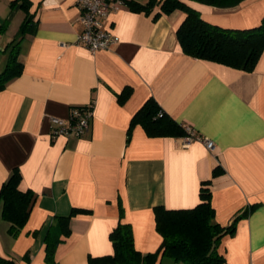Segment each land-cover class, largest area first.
Listing matches in <instances>:
<instances>
[{"label": "crops", "instance_id": "1", "mask_svg": "<svg viewBox=\"0 0 264 264\" xmlns=\"http://www.w3.org/2000/svg\"><path fill=\"white\" fill-rule=\"evenodd\" d=\"M26 1L27 10L23 0H0V51L26 14L33 24L19 46L22 72L0 90V188L17 168L19 188L35 201L17 236L0 216V256L49 264L46 233L73 207L88 211L70 218V234L61 236L51 264H90V257L111 254L109 233L119 222L132 225L138 250L153 252L162 241L154 207H193L208 181L221 225L254 206L221 239L222 264H264V51L252 70L192 57L176 35L182 10L154 17L159 6L147 13L132 7L147 0H124L101 18L118 41L92 52L78 42L79 0ZM191 5L206 21L229 28L254 27L264 17V0ZM148 98L213 147L131 126ZM91 102L88 132L51 136V116L67 120L73 107ZM156 264L182 263L163 257Z\"/></svg>", "mask_w": 264, "mask_h": 264}, {"label": "trees", "instance_id": "2", "mask_svg": "<svg viewBox=\"0 0 264 264\" xmlns=\"http://www.w3.org/2000/svg\"><path fill=\"white\" fill-rule=\"evenodd\" d=\"M244 0H147L142 4L132 3L137 10L150 12L155 6L160 14H169L175 9L183 11L184 16L176 28V35L184 53L199 59L222 63L234 68L252 70L264 51V17L261 23L250 28H229L210 23L203 19L191 2L217 7H233ZM22 7L27 10L28 3L23 0ZM32 18L27 14L20 25L18 34L4 47L7 52V64L0 74V90L8 81L22 72V63L18 60L20 42L26 33L33 30ZM130 93L124 90L119 95L123 101ZM140 124L149 136H184V124L177 122L166 113L158 102L148 98L131 118L130 125ZM221 170L214 168L216 175ZM21 174L13 169L0 188V216L8 222V232L17 236L26 224L35 195L30 190L19 188ZM208 181L200 187V201L190 208L171 209L162 205L154 207L155 227L162 236L160 246L153 252H141L135 247L133 229L130 223L119 222L109 233L113 252L98 257H90V264H156L163 257L182 264H222L224 254L219 250L221 239L232 235L239 219L246 216L244 210L236 216L231 225L223 226L215 220V211L211 205V191ZM88 211L73 207L66 215L56 216V222L45 236L46 261L51 264L57 243L61 236L70 234V218L77 213ZM120 214L123 207L120 203ZM0 264H14L13 259L0 256Z\"/></svg>", "mask_w": 264, "mask_h": 264}, {"label": "built area", "instance_id": "3", "mask_svg": "<svg viewBox=\"0 0 264 264\" xmlns=\"http://www.w3.org/2000/svg\"><path fill=\"white\" fill-rule=\"evenodd\" d=\"M124 0H79V19L83 25L82 32L78 35V42L83 43L92 52L109 49L118 41V37L112 30L102 25L101 18L106 17L112 10H115ZM93 117V103L81 107H73L67 120L51 116L53 123L51 136L65 135L82 136L89 131ZM186 135L184 144L193 140H202L208 149L213 147V142L201 137L189 126L184 124Z\"/></svg>", "mask_w": 264, "mask_h": 264}, {"label": "rangeland", "instance_id": "4", "mask_svg": "<svg viewBox=\"0 0 264 264\" xmlns=\"http://www.w3.org/2000/svg\"><path fill=\"white\" fill-rule=\"evenodd\" d=\"M7 52L0 51V74L4 70L6 64H7Z\"/></svg>", "mask_w": 264, "mask_h": 264}]
</instances>
